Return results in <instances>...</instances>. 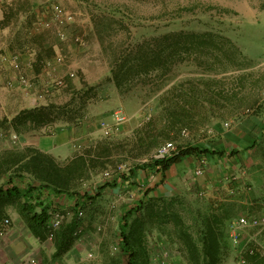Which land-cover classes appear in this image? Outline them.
<instances>
[{
    "label": "rangeland",
    "instance_id": "374dc122",
    "mask_svg": "<svg viewBox=\"0 0 264 264\" xmlns=\"http://www.w3.org/2000/svg\"><path fill=\"white\" fill-rule=\"evenodd\" d=\"M28 1L4 0L6 20L15 23ZM39 1L40 4L35 6L39 20L35 12L34 17L26 18L30 24L19 26L17 39L26 45L36 41L39 48L43 43L50 44L49 48L40 49V57L53 60L56 54L59 55L63 71L56 75L65 83L41 102L64 105L72 101L67 116L81 115L80 119L69 123L76 125L83 119L89 102L109 96L115 89L120 99L116 109L126 118L117 127H112L108 135L96 134L80 153L97 142L101 145L110 143L112 163L107 165L112 168L125 163L133 168L148 157L132 155L130 137L136 128L151 121L156 131L166 126L173 128L170 138L160 139L159 144L173 141L178 147H194L207 151L201 155L206 158L222 149L220 131H232L248 123L256 127L257 118L263 123L264 0ZM52 3L60 4L74 15V20L63 27V38L57 35L53 24L50 28L40 24L50 19L43 12ZM171 31L211 32L216 39L218 36L228 38L236 50L226 44L227 56L213 53L217 58L211 54L197 60L189 58L173 64L168 70L156 69L133 75L116 88L110 73L112 58L129 59L135 44ZM49 98L51 101H47ZM82 100L86 103L80 108ZM247 109L253 113L247 114ZM64 124L63 120H58L51 126ZM6 126L0 128V132L7 138L11 133ZM181 129H186L188 135L181 136ZM2 142L0 152L19 149L18 144L6 139ZM103 169L99 166L88 178L78 181L76 191L92 193L102 184ZM62 197H58L59 201L51 210L54 209L52 214L63 215L62 224L74 221L70 249L55 254L52 238L36 239L17 207L4 205L0 227L5 219L9 224L3 227L0 235V259L5 257L11 260L7 261L10 264H24L29 257H34L37 264H124L119 225L126 210L118 208L122 202L119 200L117 204V201L98 194L93 200L75 205V197L70 202ZM124 197L132 201L134 208L126 220L125 233L139 253L138 264H161L163 253H167L172 264H181L186 257L182 231L190 233L196 240L202 217L216 215L224 219L229 214L233 220L238 214L233 207L228 209L220 202L211 203L203 192H185L163 198L133 189ZM255 206L258 214L260 208H264L259 203Z\"/></svg>",
    "mask_w": 264,
    "mask_h": 264
},
{
    "label": "trees",
    "instance_id": "16d2710c",
    "mask_svg": "<svg viewBox=\"0 0 264 264\" xmlns=\"http://www.w3.org/2000/svg\"><path fill=\"white\" fill-rule=\"evenodd\" d=\"M31 3L28 1L21 13H28L27 17H34L30 10ZM25 9V10H24ZM7 17L0 21V27L6 26ZM215 35L211 32H183L171 31L159 37H152L141 43L135 44L130 50L132 57L120 60L113 57L110 62V73L116 88H120L122 82L133 75L147 74L156 69L168 70L170 66L192 58L197 60L200 56L220 54L227 56L224 45L236 50L232 42L225 37ZM87 98L86 100H88ZM72 101L64 105L46 103L25 108L16 113L9 121L0 119V128L6 127L16 134L25 133L32 129L51 125L58 120L65 123H74L81 115L67 116ZM82 100L80 108L85 106ZM61 115V116H60ZM60 117H64L61 119ZM168 126L156 131L152 122H146L136 128L130 137L132 144V155L148 157V159L129 168L128 175H122L123 181L136 176L137 173L149 172L156 169L160 173L166 171L171 165L180 159L189 156H201L207 151H200L194 147H179L177 155L167 159L156 160L151 158V152L160 145V139H169L170 130ZM113 153L110 151V143L97 142L83 152L76 154L65 163H59L51 155L41 152L33 147L24 149H5L0 152V215L4 205H15L19 214L26 222L30 233L38 240L44 241L51 233L55 248V254L68 251L71 247V231L74 226L72 220L68 224H61L54 230H50L48 223L52 216L53 203L48 200L50 196H65L77 202L93 200L100 191L106 187H116L115 183L102 182L92 193H78L75 189L78 181L90 176L92 170L98 168H111ZM131 182L129 181V184ZM134 184V183H132ZM144 191V190H143ZM150 190L145 191L147 195ZM149 202L152 199H147ZM71 201V200H70ZM39 208V210H36ZM79 211H77L78 214ZM134 212L131 206L121 215L119 235L121 250L124 255V264H138L139 253L125 233L128 227L127 218ZM54 214V213H53ZM229 214L224 219L216 215L204 216L196 230L197 239L186 231H182L181 239L184 242L186 257L184 264H219L223 254L229 248L228 222ZM180 222V221H178ZM181 224V223H180ZM243 258L247 260L256 255L244 252Z\"/></svg>",
    "mask_w": 264,
    "mask_h": 264
},
{
    "label": "crops",
    "instance_id": "0c3cea01",
    "mask_svg": "<svg viewBox=\"0 0 264 264\" xmlns=\"http://www.w3.org/2000/svg\"><path fill=\"white\" fill-rule=\"evenodd\" d=\"M29 2L30 10L35 12V6L40 4V1ZM4 5V0H0V21L5 18ZM35 13L36 19L39 20V15ZM27 16L29 12L21 13L15 23L7 22L6 26L0 27V119L6 118L8 121L22 109L44 104L36 101L33 90L6 87V82L14 77L9 67V58L17 57L25 75L39 84H43L51 77H57L56 74L59 75L63 71L60 68L61 64L54 65L52 69L45 67V63L52 60L40 57V49L49 48L50 44L43 43L39 48L36 41L26 45L24 41L17 39L19 26L30 24V20L26 19ZM31 23L35 24V22ZM40 24L44 27L42 22ZM10 25L13 27L10 28ZM52 48L55 50L54 45ZM56 57L59 55L56 54ZM47 101H51L50 98ZM119 104L120 99L114 89L109 96L89 102L83 119L76 125L68 123L57 127L48 125L25 133H15L16 144L19 145L20 150L33 147L51 155L61 164L65 163L80 153V149L85 148L96 134H102V121L113 122L115 114L119 112L116 109ZM256 120L258 121L256 127L253 123H248L237 126L232 131H220L222 139L219 140V145L222 149L219 153L206 156V166L202 174L195 173V156L184 157L160 173L155 182L149 183L148 172L141 171L129 179L134 184L119 182L116 187L102 189L100 196L117 201V204L120 200L122 203L118 208L120 211H125L132 206V201L124 196L129 190L137 189L136 184L142 182L145 185L144 191L150 190L149 196L151 194L164 198L185 192H203L211 203L220 202V205L224 204L228 209L233 207L238 213L236 218L241 215H264V208H260L258 214L255 206L259 203L264 207V119L263 123L260 122V118ZM261 123L262 127H259ZM8 131L14 133L10 129ZM1 144L4 145L3 142ZM48 199L51 204L59 201L56 196H50ZM66 200L70 202L71 199L66 198ZM233 220L228 222V235L229 225ZM229 242V248L219 264H264V238L259 230L247 227L240 231L238 244H233L230 238ZM249 247L256 249V255L245 260L243 255ZM7 261L11 262L4 257L0 259V264H6Z\"/></svg>",
    "mask_w": 264,
    "mask_h": 264
},
{
    "label": "built area",
    "instance_id": "2783aa9c",
    "mask_svg": "<svg viewBox=\"0 0 264 264\" xmlns=\"http://www.w3.org/2000/svg\"><path fill=\"white\" fill-rule=\"evenodd\" d=\"M43 14L49 15L47 21H43V25L45 28H50V24H53L56 28V33L60 38L64 37L63 27L65 25L70 24L74 20V15L72 12L66 10L58 3H52L48 7L44 9ZM61 59L59 57L54 58L52 61H48L45 63V67L53 68L54 65L59 64ZM9 67L12 70L14 77L13 79L6 82L7 88H20L25 90H33V96L36 101H43L45 98L50 96L52 91L57 88H62L65 83L61 77H51L43 82L41 86H38V83L30 80L21 67V64L17 57L9 58ZM72 76V73L69 74ZM247 114L253 113V110L247 109L245 111ZM126 120L125 116L121 111L115 114V118L113 122L106 123L104 121L101 122V129L104 135H108L111 132L112 127H117L119 124L123 123ZM181 136H187L188 131L186 129L180 130ZM8 140L12 144H16L17 142V135L15 133H11L10 135L6 136L0 132V143L4 140ZM179 147L173 141H165L158 145L153 153L151 154V158L156 160L167 159L172 156H175L179 153ZM196 169L195 173L197 175L202 174L204 167L206 166V158L204 156L196 157ZM129 168L125 163H118L112 168H107L102 172V182L108 183H117L119 182H127L121 179L122 175H128ZM160 174L159 171L156 169H152L148 172V182H155L157 176ZM136 190L141 191L144 190L145 185L141 183L136 184ZM198 194H201L199 192ZM80 215L81 212H78ZM63 218V215L60 213L52 214L48 226L50 230L56 229ZM9 220L5 219L3 221L2 227H0V235L3 234V227L8 226ZM251 227V228H259L260 231L263 233L264 238V215H241L235 220L230 222L229 225V238L233 244H238V237L241 230ZM51 238V233L48 236ZM246 252L250 255L255 254L256 249L253 247H249ZM244 263L243 260H241ZM24 264H37V261L34 257H29ZM161 264H172L170 258L168 257L167 253H163L161 258Z\"/></svg>",
    "mask_w": 264,
    "mask_h": 264
}]
</instances>
